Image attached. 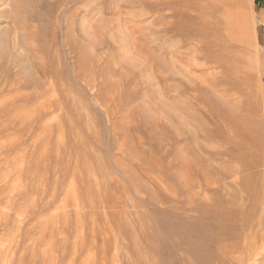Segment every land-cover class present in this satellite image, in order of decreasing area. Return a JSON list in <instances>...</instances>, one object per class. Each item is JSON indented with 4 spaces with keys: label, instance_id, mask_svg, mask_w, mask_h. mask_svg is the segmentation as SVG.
<instances>
[{
    "label": "rangeland",
    "instance_id": "374dc122",
    "mask_svg": "<svg viewBox=\"0 0 264 264\" xmlns=\"http://www.w3.org/2000/svg\"><path fill=\"white\" fill-rule=\"evenodd\" d=\"M252 254L264 0H0V264Z\"/></svg>",
    "mask_w": 264,
    "mask_h": 264
},
{
    "label": "bare ground",
    "instance_id": "6f19581e",
    "mask_svg": "<svg viewBox=\"0 0 264 264\" xmlns=\"http://www.w3.org/2000/svg\"><path fill=\"white\" fill-rule=\"evenodd\" d=\"M24 5V4H23ZM19 6V5H18ZM20 10V9H19ZM53 84V83H52ZM255 245V244H254ZM257 250V249H256ZM260 253V252H259ZM252 256H254V260H255V262L257 263V262H260V260L261 259H263V257H264V255H255V254H252V255H249V257H252Z\"/></svg>",
    "mask_w": 264,
    "mask_h": 264
}]
</instances>
